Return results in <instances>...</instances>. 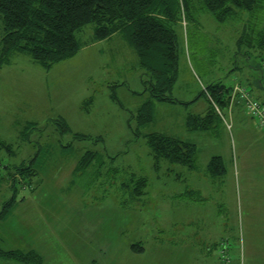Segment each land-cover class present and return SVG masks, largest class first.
Returning a JSON list of instances; mask_svg holds the SVG:
<instances>
[{
    "label": "rangeland",
    "instance_id": "1",
    "mask_svg": "<svg viewBox=\"0 0 264 264\" xmlns=\"http://www.w3.org/2000/svg\"><path fill=\"white\" fill-rule=\"evenodd\" d=\"M182 19L177 80L165 93L181 103L153 98L155 81L125 31L94 43L92 23L77 33L79 52L49 70L17 53L0 67V139L10 149L0 145V211L16 195L0 220V250L36 251L41 264H219L226 244L232 264H264V129L238 101L220 110L215 130L186 126L190 115H205L203 92L219 81H250L264 106L262 62L238 47L241 24ZM149 101L153 122L140 127L137 112ZM151 133L195 144L197 170L166 161L156 170ZM87 152L94 161L76 171ZM216 156L221 178L207 171ZM22 165L37 168L35 190L15 172ZM141 177L148 184L139 197Z\"/></svg>",
    "mask_w": 264,
    "mask_h": 264
},
{
    "label": "trees",
    "instance_id": "2",
    "mask_svg": "<svg viewBox=\"0 0 264 264\" xmlns=\"http://www.w3.org/2000/svg\"><path fill=\"white\" fill-rule=\"evenodd\" d=\"M201 15H210L220 25L241 24L238 47L244 49L246 59L251 57L262 62V72L264 0H0V23L3 26L0 67L9 62L11 54L22 53L49 70L79 52L81 45L77 40V33L92 23L95 24L94 36L97 41L125 31L126 39L135 50L141 67L148 70L151 79L155 81L151 88L153 98L181 103L165 95L166 92H172L177 80L178 46L175 27L182 18L188 23L200 24L198 21ZM261 75L264 81V70ZM249 82L240 81L229 87L219 81L206 87L203 94L209 103L207 112L205 115H190L186 123L188 130H215L221 120L220 110L231 109L237 101L244 103L248 114L245 97H242L239 90H243L249 99L259 102L250 90ZM256 82L258 85V81ZM113 97L118 102L116 95ZM153 109V102L149 101L137 112L140 127L153 122ZM68 129L62 122V133ZM77 138L91 139L84 135H77ZM145 138L156 170L163 161L186 166L191 171L197 170L195 144L160 133L147 134ZM0 145L10 151L1 139ZM94 159L95 154L87 152L76 171L86 170ZM207 171L212 178L223 177L226 168L222 157H213ZM15 172L33 183L30 186L35 190L33 181L38 176L37 168L34 169L33 165L25 168L22 165L21 168H15ZM15 181L16 179L12 183ZM147 184V178H137L135 195H144ZM13 187L16 188L15 184ZM15 198L16 195L4 205L0 211V220H6L11 215ZM0 258L24 264L42 263V257L36 251L24 253L20 250H0Z\"/></svg>",
    "mask_w": 264,
    "mask_h": 264
},
{
    "label": "built area",
    "instance_id": "3",
    "mask_svg": "<svg viewBox=\"0 0 264 264\" xmlns=\"http://www.w3.org/2000/svg\"><path fill=\"white\" fill-rule=\"evenodd\" d=\"M242 97L244 96V100L246 101L247 112L251 118L254 119L256 125L264 129V106L260 102L253 101L248 98V96L244 95L243 90H239ZM219 111V109H217ZM229 246L223 244L219 249V264H232V257L228 252Z\"/></svg>",
    "mask_w": 264,
    "mask_h": 264
},
{
    "label": "crops",
    "instance_id": "4",
    "mask_svg": "<svg viewBox=\"0 0 264 264\" xmlns=\"http://www.w3.org/2000/svg\"><path fill=\"white\" fill-rule=\"evenodd\" d=\"M122 32H118V33H116V34H114V35H112L110 38H108V40H111L112 38H114L117 34H121ZM122 35V34H121ZM125 39H126V36L124 37ZM127 40V39H126ZM104 41V40H103ZM94 43L95 42H97L96 40H94L93 41ZM99 42V41H98ZM129 43V42H128ZM130 45V44H129ZM18 54H20V55H24V54H22V53H17L16 55H18ZM15 55V56H16ZM256 85V84H255ZM261 90V89H260Z\"/></svg>",
    "mask_w": 264,
    "mask_h": 264
}]
</instances>
